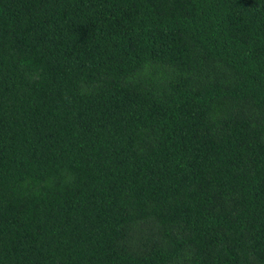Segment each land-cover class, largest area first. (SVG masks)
Here are the masks:
<instances>
[{
    "label": "trees",
    "instance_id": "obj_1",
    "mask_svg": "<svg viewBox=\"0 0 264 264\" xmlns=\"http://www.w3.org/2000/svg\"><path fill=\"white\" fill-rule=\"evenodd\" d=\"M0 264H264V0H0Z\"/></svg>",
    "mask_w": 264,
    "mask_h": 264
}]
</instances>
